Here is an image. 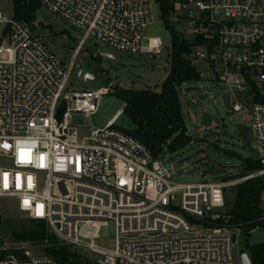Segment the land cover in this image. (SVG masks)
Here are the masks:
<instances>
[{"label": "built area", "instance_id": "2783aa9c", "mask_svg": "<svg viewBox=\"0 0 264 264\" xmlns=\"http://www.w3.org/2000/svg\"><path fill=\"white\" fill-rule=\"evenodd\" d=\"M37 1L82 36L66 64L35 24L0 13V200H14L63 246L98 256L92 264H242L233 234L239 229L217 225L225 190L238 183L178 182L173 165L117 128L116 117L83 139L73 121L96 114L115 86L70 87L87 41L131 56H159L168 47L171 59L172 44L144 36L156 0ZM169 5L164 24L190 45L199 81L225 88L231 111L248 117L260 168L244 181L264 183V0ZM111 224L115 236L106 247L102 234ZM0 264L57 263L20 244L0 248Z\"/></svg>", "mask_w": 264, "mask_h": 264}, {"label": "rangeland", "instance_id": "374dc122", "mask_svg": "<svg viewBox=\"0 0 264 264\" xmlns=\"http://www.w3.org/2000/svg\"><path fill=\"white\" fill-rule=\"evenodd\" d=\"M0 13L7 19L14 17V5L10 0H0ZM153 24L144 33L146 39L159 38L164 45L173 43V35L167 30L163 21L161 5L155 3L152 8ZM173 19H170L172 26ZM35 26L40 37L66 64H69L77 47L81 34L71 29L44 7L36 14ZM176 31L179 28L176 26ZM99 51L110 54L113 58L103 57ZM75 73L70 87L75 91H92L109 87L114 83L112 92L102 97L96 114L85 117L73 116L78 126H83L81 139L90 135L93 130L104 129L116 117V127L123 131H133L136 126L127 115L123 114L126 104L116 94L118 90H150L159 92L171 70L170 49L167 47L159 56L127 55L111 49L96 40L87 41L84 50L77 56ZM90 74L93 80L84 81L77 78L79 70ZM181 111L185 125L184 135L188 145L173 154L166 152L161 158L168 165H173L177 176L175 180L182 183H238L225 190L227 200L223 217L228 218L235 203L236 189L244 183L241 178L245 160L257 161L260 154L247 116L234 113L229 106L227 90L212 81L184 83L178 90ZM206 96L213 97L210 101ZM214 117L212 126H202L203 114ZM226 179V180H223ZM253 179H248L251 181ZM222 212V211H220ZM0 217L3 225L1 237L9 244L8 233L12 228L19 229L29 221L24 214L17 211L14 200H0ZM223 218V219H224ZM219 220L224 226L225 220ZM217 223V225H218ZM221 228V227H220ZM235 256L246 247L264 242V229L252 233L239 230L236 233ZM115 236V227L111 224L102 234L103 245L111 246ZM88 262L94 263L98 256L91 252L79 251ZM251 257V254L249 253Z\"/></svg>", "mask_w": 264, "mask_h": 264}, {"label": "trees", "instance_id": "16d2710c", "mask_svg": "<svg viewBox=\"0 0 264 264\" xmlns=\"http://www.w3.org/2000/svg\"><path fill=\"white\" fill-rule=\"evenodd\" d=\"M14 5V19L33 26L36 14L41 9L37 0H10ZM161 5L163 20L168 16L169 0H156ZM191 47L184 39L173 36L171 51V70L159 92L150 90H118L116 94L126 104L123 114L132 120L136 128L123 131L142 143L152 153L154 159L161 158L166 152L173 154L188 145L184 135L185 125L181 111L178 88L184 83L197 82L199 76ZM260 168L255 161L245 160L241 178L255 173ZM226 180V179H223ZM264 183L256 178L245 181L236 189L235 203L231 207L228 221L229 228L239 229L248 237L264 229V212L262 209V192ZM222 223H218L220 226ZM3 225L0 217V248L30 244L51 256L57 264H83L84 257L78 252L63 246L46 224L29 220L19 229L12 228L9 244L3 240ZM245 249L251 254L253 264H264V242L250 246L247 239Z\"/></svg>", "mask_w": 264, "mask_h": 264}, {"label": "water", "instance_id": "95a60500", "mask_svg": "<svg viewBox=\"0 0 264 264\" xmlns=\"http://www.w3.org/2000/svg\"><path fill=\"white\" fill-rule=\"evenodd\" d=\"M99 54L103 57H108V58H113L110 54L104 52V51H99ZM77 78L78 79H83L84 81H87V80H93L94 77L90 74H83V71L80 69L77 73ZM207 99H209L210 101H212V98L213 97H210V96H206ZM214 121V117L213 116H210L208 115L207 113H204L203 114V120H202V126L205 127V128H210L212 126V122ZM239 260L242 264H252V261L249 257V252L244 248V249H241L239 251ZM81 262L83 264H92L90 262H88L86 259H81Z\"/></svg>", "mask_w": 264, "mask_h": 264}]
</instances>
